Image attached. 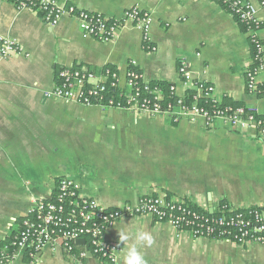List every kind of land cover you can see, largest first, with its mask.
I'll list each match as a JSON object with an SVG mask.
<instances>
[{
    "label": "crops",
    "instance_id": "1",
    "mask_svg": "<svg viewBox=\"0 0 264 264\" xmlns=\"http://www.w3.org/2000/svg\"><path fill=\"white\" fill-rule=\"evenodd\" d=\"M79 9L120 17L137 6L149 14L148 45L143 30L126 22L108 41L84 36L76 19L63 14L46 22L39 11L0 0V37L22 52L0 56V243L11 236L33 204L49 197L59 177L72 178L81 195L107 207L135 205L159 188L208 209L225 201L256 205L264 214V139L255 130L231 129L221 120L202 121L103 108L47 96L58 68L85 65L119 68L123 80L130 61L150 81L175 83L178 66L194 79L213 84L217 94L264 116V95L249 93L245 69L251 63V32L213 0H54ZM254 7L264 43V6ZM264 84V72L257 77ZM143 231L153 243L137 242ZM129 236L120 241V234ZM107 239L121 250L136 244L146 264H264V243L235 245L194 238L151 215L124 216L108 227ZM75 252L83 250L78 241ZM83 264H104L90 252ZM8 264H79L61 248L38 251L33 261L19 254Z\"/></svg>",
    "mask_w": 264,
    "mask_h": 264
},
{
    "label": "built area",
    "instance_id": "2",
    "mask_svg": "<svg viewBox=\"0 0 264 264\" xmlns=\"http://www.w3.org/2000/svg\"><path fill=\"white\" fill-rule=\"evenodd\" d=\"M223 5L246 25L251 32L252 61L245 69L246 86L249 93L264 95V84L257 77L264 72V43L256 36L261 22L255 16L254 7L245 0H213ZM19 7H28L39 11L42 18L55 24L65 14L76 19L84 36H93L102 41L113 39L121 27L129 21L143 30L146 48L148 45V28L151 22L149 14L137 6L125 9L120 17H109L103 13L79 9L71 4L58 5L54 0H13ZM264 6V0H260ZM22 52V48L8 38L0 37V56L8 53ZM104 65L100 71L85 65H68L57 69L54 88L47 96L75 100L85 104H96L103 108H126L134 113H147L151 116L168 117L174 122L186 118L191 122L202 121L212 126L221 120L231 129L255 130L256 137L264 139V119L254 115L242 116L243 109L238 108L231 114L224 110L199 107L196 100L203 97L213 102L221 100L213 84L194 79L184 63L178 66L180 88L169 83L168 92L157 84L143 77L141 71L130 61L122 80L119 68ZM109 89L118 92L119 99L108 96ZM192 92L194 102L184 103L186 93ZM167 94V95H166ZM165 96L173 98L172 102L163 104ZM50 199V200H49ZM196 203L183 196L170 195L164 190L153 188L135 204L107 207L94 199L80 194L74 180L68 176L59 177L48 198L36 201L29 214L20 219L18 226L9 239L0 243V264H8L19 254L26 255L33 261L38 251L47 247L61 248L69 255L82 259L90 252L104 264H118L120 245L106 238L108 227L124 216L151 215L157 222H168L177 232H187L192 237L215 240H227L235 245L252 242L264 243V214L255 213L256 224L252 227L250 220L237 212L238 208L248 205L224 208L233 215L207 217L190 208ZM203 209L206 205L196 203ZM83 240V250L75 252L79 240Z\"/></svg>",
    "mask_w": 264,
    "mask_h": 264
},
{
    "label": "trees",
    "instance_id": "3",
    "mask_svg": "<svg viewBox=\"0 0 264 264\" xmlns=\"http://www.w3.org/2000/svg\"><path fill=\"white\" fill-rule=\"evenodd\" d=\"M237 21L244 28V30H246V25L243 24L241 21H239V19H237ZM110 67H112V66H110ZM152 83L157 84L158 86L163 88V90H166V93L168 92L167 90H168L169 83H166L163 81H152ZM258 95H262V94L258 93ZM108 96H113L116 99L120 98L118 92L113 90V89H109ZM172 101H173V98L165 96L163 104H167V103L172 102ZM193 102H194V99L192 96V92L186 93V95L184 97V103H186L187 105H190ZM195 102L199 107H202L204 109H208L210 111V113H213V110H224L227 108L228 110L226 111V114H231L236 109L242 108L243 109V113H242L243 117H245L247 115H254V117L257 119H260V118L264 119L263 115L257 114L254 110L247 108L243 103L235 101L234 99H232L228 96H224L220 101H217V102H213L210 99H206L203 97L197 99ZM224 204H226V202L222 200L219 203H217L216 207H214L212 209H208V208L203 209L200 206H198L196 203L191 202L190 208L203 213L207 217H219L222 215L223 216L233 215L234 214L233 212H229V211H227L226 208H224V206H223ZM260 210H261V208L259 206L251 205L248 207L238 208L237 212L241 213L243 215V217L250 220V222H251L250 227H252L256 224L255 213L259 212Z\"/></svg>",
    "mask_w": 264,
    "mask_h": 264
},
{
    "label": "clouds",
    "instance_id": "4",
    "mask_svg": "<svg viewBox=\"0 0 264 264\" xmlns=\"http://www.w3.org/2000/svg\"><path fill=\"white\" fill-rule=\"evenodd\" d=\"M120 241H127L129 236L126 234H120ZM135 239L137 242L146 241L148 245L153 243V237L146 232L140 231L136 233ZM123 264H146L144 257L138 252L136 244H132L127 248L126 253L122 257Z\"/></svg>",
    "mask_w": 264,
    "mask_h": 264
}]
</instances>
